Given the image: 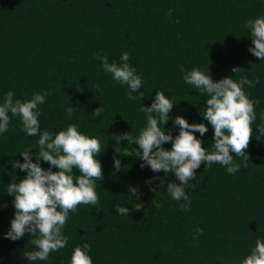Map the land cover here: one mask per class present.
I'll return each mask as SVG.
<instances>
[{
	"label": "trees",
	"instance_id": "1",
	"mask_svg": "<svg viewBox=\"0 0 264 264\" xmlns=\"http://www.w3.org/2000/svg\"><path fill=\"white\" fill-rule=\"evenodd\" d=\"M258 17H264V0H0V104L10 90L21 101L51 92L38 105L41 131L56 133L74 124L80 133L97 138L103 170V180L96 184L99 204H81L69 213L62 230L69 237L66 247L46 261L24 259V252L36 250L33 237L5 238L15 213L7 185L26 175L9 161L23 162L19 153L29 148L38 154L39 137L26 135L19 117L9 113V128L0 134V264H69L73 248L84 243L93 264H240L257 239L264 241V135L258 132L264 125V61L248 51L252 43L244 27ZM123 52L142 77L141 102L129 100L127 86L104 73L96 58L106 55L110 63H120ZM180 65L185 71L208 69L213 81L238 80L233 67L244 69L250 80L259 77L253 88L243 89L259 101L247 167L229 174L218 163H202L196 179L189 181L193 188L186 190L189 210L167 192L168 183H180L174 175L153 173L140 167L139 157L115 151L139 149L126 140L117 144L116 136L139 135L147 125L141 103L150 106L156 91L176 103L163 127L175 137L177 115L190 124L204 123V136L194 135L212 151L213 130L201 117L208 97L184 82ZM70 106L71 117L66 113ZM100 106L101 116L93 117ZM162 147L170 150L171 143ZM114 157L121 161L120 171L114 170ZM40 166L50 167L42 160ZM129 187L138 189V199ZM153 199L160 207L153 206ZM136 202L143 208L136 210ZM116 205L129 208V216L117 214ZM198 228L203 234L193 240Z\"/></svg>",
	"mask_w": 264,
	"mask_h": 264
},
{
	"label": "clouds",
	"instance_id": "2",
	"mask_svg": "<svg viewBox=\"0 0 264 264\" xmlns=\"http://www.w3.org/2000/svg\"><path fill=\"white\" fill-rule=\"evenodd\" d=\"M172 11L169 9V16ZM244 27L249 30L252 43L248 51L264 61V17L249 19L245 21ZM96 58L100 61L104 73L111 74L116 83L127 86L126 95L129 100L141 102L145 98L144 93L139 91L143 85L142 77L128 63V52L121 54L120 63H110L106 55L97 54ZM179 67L184 82L199 90V95L208 97L203 115H200L213 130L212 151L208 152L202 147L201 140L194 135L198 132L200 136H204L208 131L204 123L190 124L181 115H177L173 120V126L179 127L175 137L163 127L167 124L169 113L176 103L162 91L155 92L150 106L145 107L141 103L139 110L145 114L147 125L140 130L138 136H131L129 133L116 136L117 144L126 140L129 145L137 144L139 149H125L121 153L116 147L115 151L124 157H139L142 161L140 167L147 166L153 173L163 172L165 177L174 175L180 183H168L167 192L174 201H184L180 205L182 210H189L191 199L186 195V190L193 188L189 181L196 179V170L202 163L209 167L218 163L225 167L229 174H236L247 167L249 156L246 150L253 137L255 105L259 101L250 99L243 89L245 85L253 88L259 83V77L250 80L243 74L244 69L233 67L232 72L240 74L238 80L224 77L213 81L208 69L201 71L193 68L185 71L183 65ZM97 91H101L98 86ZM134 93L138 94L133 95ZM48 95H51V92L34 93L31 99L21 101L14 99L15 93L10 90L0 104V134L9 128L10 113L12 117H19L21 131L28 136L39 137L38 154H33L29 148L19 153L23 162L9 161L13 169H19L26 175L18 183L15 182L16 178L12 179L13 182L7 185L6 191L14 197L15 213L5 238L16 241L26 233L33 237L31 243L36 250L23 253L24 259L28 261H46L52 252L66 247L69 237L63 235L62 230L69 219V213H75L81 204L98 205L96 184L103 180L102 165L97 159L102 150L97 138L80 133L74 124H69L66 129L56 133L41 131L38 105H43ZM102 111L100 106L94 110L92 116L100 117ZM73 112L74 108L71 106L66 109L69 117ZM261 120L264 121V114ZM258 130L264 135V125ZM169 142L170 150L162 147ZM33 155L36 162L32 161ZM234 157L242 158L241 162L237 163ZM41 160L50 165L49 169L45 170L40 166ZM52 167L57 170L52 171ZM113 167L115 171L121 169V161L115 157ZM74 169L79 175L74 173ZM152 179L155 180L156 177ZM160 183L163 184L164 180L161 179ZM128 193L138 199L136 187H129ZM152 203L154 207H160L155 199ZM134 208L140 210L143 204L136 202ZM115 211L122 216L130 214L129 208L120 205L115 206ZM202 234V228L196 229L193 240ZM89 252L88 243H84L82 247H74L69 264H93ZM240 264H264V241L257 239L251 253L244 257Z\"/></svg>",
	"mask_w": 264,
	"mask_h": 264
}]
</instances>
